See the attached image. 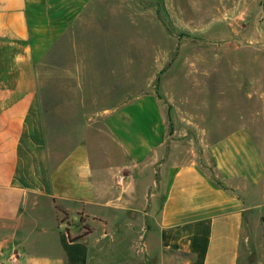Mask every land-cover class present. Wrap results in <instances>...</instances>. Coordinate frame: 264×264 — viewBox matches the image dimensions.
Listing matches in <instances>:
<instances>
[{"label":"crops","instance_id":"obj_1","mask_svg":"<svg viewBox=\"0 0 264 264\" xmlns=\"http://www.w3.org/2000/svg\"><path fill=\"white\" fill-rule=\"evenodd\" d=\"M26 3L0 0V264L14 251L19 264H239L245 212L264 207V0H217L222 13L246 10L247 24L220 29L215 67L185 69L190 89L209 96L199 153L170 137L158 105L147 127L144 115L107 110L105 128L86 121L55 157L31 119L39 122L40 88ZM244 47L253 66H226L227 53ZM56 206L90 232L71 240Z\"/></svg>","mask_w":264,"mask_h":264},{"label":"rangeland","instance_id":"obj_2","mask_svg":"<svg viewBox=\"0 0 264 264\" xmlns=\"http://www.w3.org/2000/svg\"><path fill=\"white\" fill-rule=\"evenodd\" d=\"M216 5L217 0H27L40 88L33 112L39 122L31 119L35 127L41 125L46 152L55 157L58 151H67L74 144L75 130L86 121L105 128L107 110L144 115L147 127L160 105L168 134H173L170 137L199 153L197 128L212 125L199 120L202 113L211 112L200 105L201 98L209 96L204 87L190 89L185 69L189 65L215 67L220 29L230 32L233 19L248 21L243 20L246 10L222 13ZM245 52L251 49L229 51L225 65L252 67ZM228 77L226 81H234L233 74ZM207 82L213 88L217 75L209 73ZM230 88L225 97L233 101L236 97ZM190 114L194 120L186 124ZM176 128L186 129L187 134L175 136ZM199 164L216 180L211 167ZM83 220L82 216L61 215L63 226L73 229V237L81 229L86 233L89 223ZM136 237L130 234V240ZM239 264H264V207L245 212Z\"/></svg>","mask_w":264,"mask_h":264},{"label":"trees","instance_id":"obj_3","mask_svg":"<svg viewBox=\"0 0 264 264\" xmlns=\"http://www.w3.org/2000/svg\"><path fill=\"white\" fill-rule=\"evenodd\" d=\"M56 209H57L58 212L61 213L63 216H66V215H67V212L64 211L60 206H56ZM85 232H86L85 234H87L88 232H90V230L87 229V231H85ZM85 234L82 233V234H80V235H78V236H75V237H72V238H70V239H71V240H77V239H79V238H82Z\"/></svg>","mask_w":264,"mask_h":264},{"label":"built area","instance_id":"obj_4","mask_svg":"<svg viewBox=\"0 0 264 264\" xmlns=\"http://www.w3.org/2000/svg\"><path fill=\"white\" fill-rule=\"evenodd\" d=\"M20 254L18 251H14L12 256L9 258L11 264H19Z\"/></svg>","mask_w":264,"mask_h":264}]
</instances>
